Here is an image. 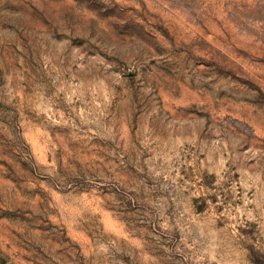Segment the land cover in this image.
<instances>
[{
    "label": "rangeland",
    "instance_id": "1",
    "mask_svg": "<svg viewBox=\"0 0 264 264\" xmlns=\"http://www.w3.org/2000/svg\"><path fill=\"white\" fill-rule=\"evenodd\" d=\"M0 264H264V0H0Z\"/></svg>",
    "mask_w": 264,
    "mask_h": 264
}]
</instances>
